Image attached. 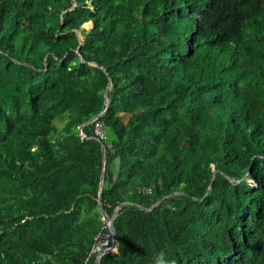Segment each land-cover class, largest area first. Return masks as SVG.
Returning <instances> with one entry per match:
<instances>
[{
  "label": "trees",
  "instance_id": "16d2710c",
  "mask_svg": "<svg viewBox=\"0 0 264 264\" xmlns=\"http://www.w3.org/2000/svg\"><path fill=\"white\" fill-rule=\"evenodd\" d=\"M101 142L97 264H264V0H0V264H96Z\"/></svg>",
  "mask_w": 264,
  "mask_h": 264
},
{
  "label": "water",
  "instance_id": "95a60500",
  "mask_svg": "<svg viewBox=\"0 0 264 264\" xmlns=\"http://www.w3.org/2000/svg\"><path fill=\"white\" fill-rule=\"evenodd\" d=\"M107 92H108V87L105 89L104 91V97H105V106L107 107L108 106V98H107ZM106 113V110H104L103 112H101L100 114H98L97 116H95L94 118H92L91 120H89L87 123H85L84 125H87L89 123H91L94 119L96 118H100L102 117L104 114ZM83 125V126H84ZM82 126V127H83ZM82 127L79 128L78 132H79V135L83 136L82 135V132H81V129ZM101 152H102V164H103V169H102V173H101V177H100V183H99V198H98V209H99V213L101 215V217L107 221L109 224H110V228L111 230L113 231V238H112V247L114 248V246L116 245L117 247V242H116V237H115V230H114V226H113V221L114 219L116 218V216L118 215V211L124 206V205H127V203H123L121 204L120 206L117 207V209L115 210L113 216L111 218H109L103 208H102V205H101V190H102V184H103V179H104V175H105V147H104V144L101 142ZM116 251V250H115ZM108 252H113L112 249L110 250H107V253ZM100 257L97 258L96 260V264L98 263Z\"/></svg>",
  "mask_w": 264,
  "mask_h": 264
},
{
  "label": "built area",
  "instance_id": "2783aa9c",
  "mask_svg": "<svg viewBox=\"0 0 264 264\" xmlns=\"http://www.w3.org/2000/svg\"><path fill=\"white\" fill-rule=\"evenodd\" d=\"M96 134L101 138L100 132H97ZM101 230L102 232L99 233L95 238L94 245L90 252V254L96 255V257H100L107 251L110 246L111 238L113 235L108 222L103 221V226Z\"/></svg>",
  "mask_w": 264,
  "mask_h": 264
},
{
  "label": "clouds",
  "instance_id": "9594fccd",
  "mask_svg": "<svg viewBox=\"0 0 264 264\" xmlns=\"http://www.w3.org/2000/svg\"><path fill=\"white\" fill-rule=\"evenodd\" d=\"M87 23L90 24V28H91V23H90V22H87ZM87 23H85V24H87ZM85 24H84V25H85ZM84 25H83V28H84ZM84 29H85V28H84ZM86 30H88V29H86ZM79 39H80V37H79ZM109 218H111V217H109ZM102 220L105 221L103 218H102ZM105 222H107V221H105ZM109 225H110V224H109ZM112 233H113V231H112ZM113 234H114V233H113ZM112 238H113V235H112ZM112 238H111V243H110L111 247L108 248L107 250L112 249V251H113V247H112ZM117 247H118V244H117ZM117 247H116V251H113L112 253H117V252H118ZM105 253H107V251H106ZM97 258H98V257H97Z\"/></svg>",
  "mask_w": 264,
  "mask_h": 264
},
{
  "label": "rangeland",
  "instance_id": "374dc122",
  "mask_svg": "<svg viewBox=\"0 0 264 264\" xmlns=\"http://www.w3.org/2000/svg\"><path fill=\"white\" fill-rule=\"evenodd\" d=\"M85 29H90V26L86 27L84 26ZM62 127V123H58V128ZM114 251V250H113Z\"/></svg>",
  "mask_w": 264,
  "mask_h": 264
},
{
  "label": "bare ground",
  "instance_id": "6f19581e",
  "mask_svg": "<svg viewBox=\"0 0 264 264\" xmlns=\"http://www.w3.org/2000/svg\"><path fill=\"white\" fill-rule=\"evenodd\" d=\"M113 250H114V251L116 250V245L114 246Z\"/></svg>",
  "mask_w": 264,
  "mask_h": 264
}]
</instances>
